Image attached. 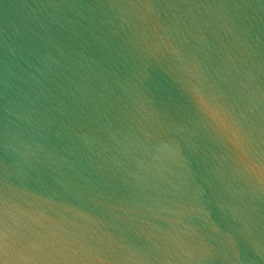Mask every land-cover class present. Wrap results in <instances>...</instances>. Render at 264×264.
Listing matches in <instances>:
<instances>
[{
    "label": "water",
    "instance_id": "obj_1",
    "mask_svg": "<svg viewBox=\"0 0 264 264\" xmlns=\"http://www.w3.org/2000/svg\"><path fill=\"white\" fill-rule=\"evenodd\" d=\"M0 264H264V0H0Z\"/></svg>",
    "mask_w": 264,
    "mask_h": 264
},
{
    "label": "clouds",
    "instance_id": "obj_2",
    "mask_svg": "<svg viewBox=\"0 0 264 264\" xmlns=\"http://www.w3.org/2000/svg\"><path fill=\"white\" fill-rule=\"evenodd\" d=\"M196 100L199 105L203 107V109L213 118L215 119L222 127L227 128V124L225 122V118L222 114L212 105V103L200 95L199 93L196 94Z\"/></svg>",
    "mask_w": 264,
    "mask_h": 264
}]
</instances>
